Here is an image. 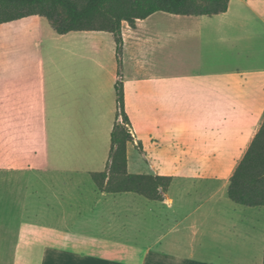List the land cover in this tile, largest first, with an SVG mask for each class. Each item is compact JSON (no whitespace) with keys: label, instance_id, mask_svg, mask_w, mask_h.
I'll return each instance as SVG.
<instances>
[{"label":"crops","instance_id":"0c3cea01","mask_svg":"<svg viewBox=\"0 0 264 264\" xmlns=\"http://www.w3.org/2000/svg\"><path fill=\"white\" fill-rule=\"evenodd\" d=\"M122 35L128 172L172 182L157 200L92 177L118 116L111 32L60 34L40 15L0 23V190L21 225L0 262L263 264L264 206L228 190L264 123V0L157 11Z\"/></svg>","mask_w":264,"mask_h":264},{"label":"trees","instance_id":"16d2710c","mask_svg":"<svg viewBox=\"0 0 264 264\" xmlns=\"http://www.w3.org/2000/svg\"><path fill=\"white\" fill-rule=\"evenodd\" d=\"M230 0H0V23L31 15L46 17L60 34L74 30H103L114 35L118 61L116 94L118 116L111 134L112 146L107 170L93 173L99 189L106 192L131 191L161 199L159 187L167 190L171 176L128 172L127 146L133 139L125 107L123 82L122 24L136 27L157 11L185 15H215L228 10ZM140 147L142 144L140 143ZM230 199L244 206H264V123L230 179ZM264 264V258H263Z\"/></svg>","mask_w":264,"mask_h":264},{"label":"rangeland","instance_id":"374dc122","mask_svg":"<svg viewBox=\"0 0 264 264\" xmlns=\"http://www.w3.org/2000/svg\"><path fill=\"white\" fill-rule=\"evenodd\" d=\"M80 4L83 3L85 0H76ZM234 6H237L238 4L234 3ZM246 6V5H245ZM256 6V5H255ZM126 128H129L126 126ZM4 192V197H0V245L3 248L2 250H10L13 246V243L16 242L17 238V230L20 228V223L18 222V217L20 216L19 210H20V203L14 199V193L12 194L8 190H0V192ZM208 193V192H207ZM205 193L203 196L199 197V199L208 197V194ZM7 195V196H5ZM228 195L226 193L225 199L228 200ZM207 210V207L201 210V214L205 213ZM25 229H29L28 226L25 227ZM4 234L7 236L6 239L3 238ZM3 235V236H2ZM3 238V239H2ZM3 264V262H0V264Z\"/></svg>","mask_w":264,"mask_h":264},{"label":"built area","instance_id":"2783aa9c","mask_svg":"<svg viewBox=\"0 0 264 264\" xmlns=\"http://www.w3.org/2000/svg\"><path fill=\"white\" fill-rule=\"evenodd\" d=\"M129 131L131 132L130 128H129Z\"/></svg>","mask_w":264,"mask_h":264}]
</instances>
